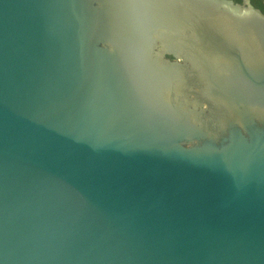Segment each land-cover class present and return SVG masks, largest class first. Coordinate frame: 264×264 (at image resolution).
<instances>
[{
	"label": "water",
	"instance_id": "1",
	"mask_svg": "<svg viewBox=\"0 0 264 264\" xmlns=\"http://www.w3.org/2000/svg\"><path fill=\"white\" fill-rule=\"evenodd\" d=\"M0 264H264V14L0 0Z\"/></svg>",
	"mask_w": 264,
	"mask_h": 264
},
{
	"label": "flooded vegetation",
	"instance_id": "2",
	"mask_svg": "<svg viewBox=\"0 0 264 264\" xmlns=\"http://www.w3.org/2000/svg\"><path fill=\"white\" fill-rule=\"evenodd\" d=\"M234 3L242 4L243 0H232ZM250 4L264 14V0H249Z\"/></svg>",
	"mask_w": 264,
	"mask_h": 264
}]
</instances>
